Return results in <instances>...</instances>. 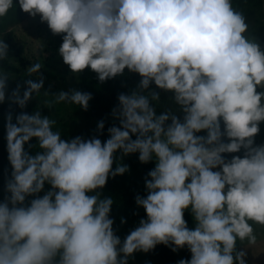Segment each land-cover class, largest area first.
Returning a JSON list of instances; mask_svg holds the SVG:
<instances>
[{
  "label": "clouds",
  "instance_id": "9594fccd",
  "mask_svg": "<svg viewBox=\"0 0 264 264\" xmlns=\"http://www.w3.org/2000/svg\"><path fill=\"white\" fill-rule=\"evenodd\" d=\"M17 9L60 37L77 83L86 70L99 85L136 79L95 134L65 136L53 106L86 111L93 94L45 88L39 62L11 90L0 70V104L21 109L4 117L0 264H130L161 244L190 254L175 264H248L264 228V46L245 13L233 0H0V18ZM9 51L0 38V61ZM42 90L48 114L24 111ZM132 154L152 167L122 238L104 189Z\"/></svg>",
  "mask_w": 264,
  "mask_h": 264
},
{
  "label": "trees",
  "instance_id": "16d2710c",
  "mask_svg": "<svg viewBox=\"0 0 264 264\" xmlns=\"http://www.w3.org/2000/svg\"><path fill=\"white\" fill-rule=\"evenodd\" d=\"M234 7L242 10L250 25V31L255 35L256 39L264 43V0H233ZM12 21L10 23L17 24L29 17L23 11L17 9L10 12ZM10 46L9 56L6 60L0 61V70H4L9 74L19 73L20 67L24 62L25 49L16 41L15 34L9 30L3 37ZM35 75V74H34ZM23 78H27V72ZM136 77L121 78L117 77L106 81L99 85L95 79V74L87 70L82 73L78 88L89 91L93 94V98L89 101V108L85 111L77 105L73 107V123L65 121L60 126H55L60 130L62 135L75 136L83 135L90 136L95 134L97 121L101 118H107L111 108L117 103V94L127 91L130 84L134 82ZM22 83V81H21ZM32 103L29 101L27 108L24 111H32ZM19 112L21 109L9 103L0 104V116H5L6 112ZM111 123L110 119L106 123L105 128ZM105 131L101 139L106 138ZM4 140V128H0V198L3 197V185L5 180V167L7 166ZM125 163L130 166V171L123 175H118L115 178H109L104 189L105 195H111L115 199L112 206L113 214L120 220L121 216L126 218V225L134 219H139L142 215V208H138L135 204L134 197L137 194L144 193L143 177L146 172L152 167V164H141L136 154L125 157ZM191 225V218L186 214ZM150 257L156 264H175V262L190 254L187 250H179L178 252L171 251L170 248L164 245H157L156 248L149 252Z\"/></svg>",
  "mask_w": 264,
  "mask_h": 264
},
{
  "label": "rangeland",
  "instance_id": "374dc122",
  "mask_svg": "<svg viewBox=\"0 0 264 264\" xmlns=\"http://www.w3.org/2000/svg\"><path fill=\"white\" fill-rule=\"evenodd\" d=\"M11 12V11H10ZM10 12L7 17L0 18V38H3L7 31L11 30L16 37L18 44L23 45L25 49L24 62L20 67L19 73L10 74L15 80L9 81V90L16 86L17 82H21L24 74L27 72V67L33 63L39 62L42 65L41 72L45 77V88L51 91H58L60 89H67L69 87H77L79 83L76 77L71 73L67 66L64 65L57 54L56 49L60 44V37L54 36L48 29L46 23H41L39 17H31L22 20L17 24L10 23L12 17ZM258 40V39H257ZM259 41V40H258ZM262 46L264 43L259 41ZM82 75V74H81ZM52 99L51 96H45L43 90L40 95L31 100L32 111L36 107H42V112L48 114L49 109L44 106V101ZM73 104L61 103L54 105L50 112V118L56 120L55 126H60L65 121L73 123ZM4 117L0 116V128H4ZM264 140V124L261 125V132L257 136V141ZM115 218L114 227L117 229L118 235L122 238L132 229L139 219H134L129 222V225L121 224L120 220L113 214ZM141 215H144L142 210ZM258 241L257 244L247 250L248 264H264V228L257 226ZM156 264L150 257L149 252H137L134 254V259L130 264Z\"/></svg>",
  "mask_w": 264,
  "mask_h": 264
}]
</instances>
